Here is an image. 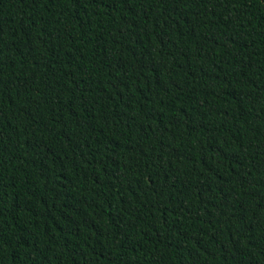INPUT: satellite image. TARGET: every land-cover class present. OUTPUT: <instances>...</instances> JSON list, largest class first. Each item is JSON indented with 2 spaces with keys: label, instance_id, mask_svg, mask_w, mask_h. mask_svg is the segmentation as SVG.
I'll return each mask as SVG.
<instances>
[{
  "label": "trees",
  "instance_id": "obj_1",
  "mask_svg": "<svg viewBox=\"0 0 264 264\" xmlns=\"http://www.w3.org/2000/svg\"><path fill=\"white\" fill-rule=\"evenodd\" d=\"M0 264H264V0H0Z\"/></svg>",
  "mask_w": 264,
  "mask_h": 264
}]
</instances>
